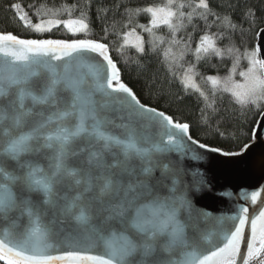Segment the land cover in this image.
<instances>
[{"label":"snow or ice","instance_id":"snow-or-ice-1","mask_svg":"<svg viewBox=\"0 0 264 264\" xmlns=\"http://www.w3.org/2000/svg\"><path fill=\"white\" fill-rule=\"evenodd\" d=\"M185 7L191 9L187 14ZM9 11L10 22L37 36L0 30V264H251L253 257L264 256V190L242 192L240 199L252 207L236 203L234 214L209 229L201 224L208 217L197 205L217 194L213 180L189 173L192 161L240 155L212 143L227 136L235 108L231 116H221L200 93L205 103L195 126L178 121L160 105L168 93L158 87L157 70L144 61L154 49L146 51L135 28L122 33L124 44L117 51L122 55L134 36L139 92L123 79L121 64L128 65L130 57L113 59L106 41L120 34L110 33L106 23L99 40L40 38L58 26L87 36L93 12L103 21L112 13L113 27L116 17L131 22L145 14L148 26L137 27L152 33L166 26L169 44L183 60L200 30L194 48L198 61L202 55L233 65L248 61L247 72H240L246 82L234 85L230 103L240 113L260 112L264 42L256 45L255 31L264 22V9L213 0L178 6L167 0L134 10L115 0L84 5L41 0L29 7L12 3ZM74 12L78 18H57ZM186 72L200 74L196 64ZM206 79L224 83L225 91L231 83L212 74ZM191 81V75L183 77L176 102L189 95ZM145 92L155 104L142 102ZM194 130L206 132L204 140Z\"/></svg>","mask_w":264,"mask_h":264},{"label":"trees","instance_id":"trees-1","mask_svg":"<svg viewBox=\"0 0 264 264\" xmlns=\"http://www.w3.org/2000/svg\"><path fill=\"white\" fill-rule=\"evenodd\" d=\"M88 0H67L69 5L80 3L84 5ZM115 2L121 3L128 6L130 9H136L138 7L142 8L148 5H163L167 3V0H115ZM239 3L241 8L245 4L254 5L257 9H264V0H213V4L218 3ZM12 3H21L25 7H29L31 4L36 3L40 4L41 0H0V30L12 31L14 34L22 38H36L37 34L31 32V30L21 26L18 21H9L8 17L12 16V12L9 11V5ZM180 3L195 4L197 3L194 0H175V5ZM177 10V9H174ZM123 11V9H121ZM183 11L187 14L191 9L185 7ZM43 14V13H42ZM261 16H264V13H260ZM79 13L74 12L71 17L61 15L57 18H78ZM44 18H50L45 16ZM34 19V18H33ZM149 16L145 14L139 15V17L133 16L131 22H128L127 16L116 17V24L113 27V16L112 13H109L108 19L106 21L96 20L95 12H93V19L91 23V31L85 36L83 34L73 36L62 27L58 26L53 29L51 33H45L40 36V38H56V39H76V38H91V39H101L103 36L102 25H108V31L119 33L120 35H109L106 42L110 43L112 49L113 59L118 63L121 61L122 56L130 57L129 64L123 65V79L127 82L134 90L139 92L141 83L138 79V72L134 64L136 58V53L134 48L129 46H124L122 48V55L118 53L117 49L123 45L124 41L122 39V33L124 31H130L135 28V32L139 33L142 36L144 41V47L147 50L154 49L148 56L144 57V61L149 63L153 69L157 70L156 79L160 81L159 86H163L165 92L168 93V101H161L160 105L164 108H168L169 111L174 115V117L180 122H191L194 126L200 116V108L205 103L203 96L200 93H203L205 96H208V103H214L221 111V116H231L233 109H236L237 115L232 117L231 127L227 130V136L223 139L216 137L212 141L213 145L223 146L225 150L232 152H241L245 144L251 142L252 132L257 123V120L261 113L264 111V107L260 109V112H257L253 108L245 110L243 113H240V110L236 108L235 105L231 104L230 101L232 97L226 91L221 88L210 84L207 81V76L209 74L215 76H222L229 73L230 69L234 66L232 61L229 59H222L220 57H207L204 58L203 55L197 60V57L194 53L195 44L198 40L200 30H197L196 35L191 38V45L189 47V54L185 56L183 60L177 59L178 49L176 46L169 44V30L166 26H158L153 29L152 33L143 31L142 28L137 27V25L148 26ZM185 24L188 23L187 20L184 21ZM127 23L128 26L124 27V24ZM248 26L245 25V28ZM260 28H264V22H258L256 34ZM218 29L213 28L211 31L215 32ZM188 31H191L189 29ZM186 33L180 32L178 37L183 39L185 38ZM163 37V41L158 39ZM243 51V48L241 49ZM243 59V58H242ZM241 59V60H242ZM240 60V62H241ZM239 62V63H240ZM196 64L197 70L200 73L199 75H193L192 81L194 84L193 88L189 89V95H187L182 102H176L177 96L183 94L181 88V82L183 80V75L186 72V69L191 65ZM166 68L171 70V73H174V77L170 76L166 72ZM198 88L199 92L195 89ZM142 102H151L152 104L156 103L155 98H152L149 101L147 92L144 93L142 97ZM170 105V107H169ZM246 117V118H245ZM194 136L204 140L207 133L204 131H199L198 133L194 130ZM264 258L261 256L259 259Z\"/></svg>","mask_w":264,"mask_h":264},{"label":"water","instance_id":"water-1","mask_svg":"<svg viewBox=\"0 0 264 264\" xmlns=\"http://www.w3.org/2000/svg\"><path fill=\"white\" fill-rule=\"evenodd\" d=\"M194 1L198 2V0ZM255 40L259 47L264 42V32L258 31ZM262 113L252 132L248 149L243 148L239 152L240 155L224 157L216 154L215 158L191 162L193 167L189 170L190 178L210 176L217 193H209L208 197L200 200L197 205L198 210L207 214L208 218L200 222L209 229L219 227L220 217L234 214L236 203L252 207L240 199L242 192L264 190V114ZM253 185L255 188L251 187Z\"/></svg>","mask_w":264,"mask_h":264},{"label":"rangeland","instance_id":"rangeland-1","mask_svg":"<svg viewBox=\"0 0 264 264\" xmlns=\"http://www.w3.org/2000/svg\"><path fill=\"white\" fill-rule=\"evenodd\" d=\"M160 26H162V25H160ZM136 34L139 35V33H136ZM134 44H135L134 36L133 37H129V44L126 45V46L132 47L131 45H134ZM248 67H249L248 61L246 59H242L241 62L238 65H234L231 68V69L235 68V71L234 72L230 73V71H229V73L226 74V75L218 76L221 79V81H223L225 78H227V80L231 82V83H229L227 85V91H226L227 93H229L230 96H231V93L236 90L235 87H234L235 84H244L246 82L245 81V78L240 76V72L241 71L247 72ZM261 71L262 70L257 69V74L259 75ZM185 75H191L193 77V74L191 72H185L184 75H183V77ZM208 82L210 84H212L210 81H208ZM191 83L193 84V81H191ZM214 86H217V87L221 88L222 90H224L225 87H226V85L224 83H219L218 85H214ZM262 107H264V105H262L261 108ZM262 260H264V259H262ZM260 262L261 261H259L258 263H260Z\"/></svg>","mask_w":264,"mask_h":264},{"label":"built area","instance_id":"built-area-1","mask_svg":"<svg viewBox=\"0 0 264 264\" xmlns=\"http://www.w3.org/2000/svg\"><path fill=\"white\" fill-rule=\"evenodd\" d=\"M257 263H258L257 261H252V262H251V264H257ZM258 264H261V262L258 263Z\"/></svg>","mask_w":264,"mask_h":264}]
</instances>
